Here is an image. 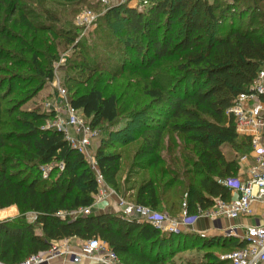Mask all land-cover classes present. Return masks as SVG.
<instances>
[{"label":"trees","instance_id":"16d2710c","mask_svg":"<svg viewBox=\"0 0 264 264\" xmlns=\"http://www.w3.org/2000/svg\"><path fill=\"white\" fill-rule=\"evenodd\" d=\"M86 1L52 0V3L57 9H64ZM246 2L241 8V0L223 3L220 0H153L145 10L127 4L107 10L109 19L123 22L126 32L119 36L128 37L123 45L140 58L132 67V74L137 76L142 93L150 99L140 112L148 121L143 129L144 144L136 158H148L147 165L154 164L152 158L158 153L169 124L173 131L187 135L198 155L193 162L194 169L185 168L183 172L186 177L193 174L186 187L191 214L199 206L204 210L211 208L215 197L229 200L231 191L218 180L235 177L240 170L239 163L229 160L222 149L223 145L235 144L241 138L228 110L239 95L250 92L264 61V0ZM40 7L41 0H0V18L2 11L7 10L10 13L7 23L26 30L24 35L7 29L0 34L6 45L17 41L22 49V55L15 61L11 50L1 46L0 60L16 67L24 66L29 63L26 58L29 55L38 75L52 81L53 67L46 66L42 53L32 44L37 40L33 38L30 42L28 34L52 33L70 43L75 36H71L72 31L57 26L61 21L57 10L45 11ZM43 16L51 24L45 23ZM108 49L118 50L122 60L129 59L119 43L114 47L109 43ZM59 58L58 54L53 56L54 60ZM78 60L81 79H85L75 86L71 106L91 120L92 129L105 122L115 123L130 108L131 102L126 106L121 104L119 94L106 83L107 75L112 71V79H116L127 69L116 61L109 69L107 62L113 61L109 57L94 66L85 53ZM0 72L7 75L0 79V210L14 205L19 209L18 217L0 220L1 262L23 263L48 252L56 242L73 237L107 242L123 264H130L128 258L131 263L178 264L174 259L184 249H206L204 260L199 264H225L230 261H212L216 257L214 249L233 251L247 244L246 240L221 235L193 232L165 235L152 223L131 220L111 208L82 213L93 206L99 192L96 173L85 155L72 147L64 132L46 127L51 114L39 107L23 108L42 88L43 82L35 90L26 91L24 98L9 102L5 100L20 83L31 85L34 79L8 68H0ZM5 85L8 88L2 92ZM128 131L130 126L120 129L96 152L100 173L117 191H120L118 176L122 156L107 146L125 143ZM242 137L252 151L251 138ZM180 155L176 156L192 159L189 154L180 152ZM55 161L63 164L64 169L54 167L60 173L52 179L53 168L49 177L44 178L42 166ZM175 183L173 180V186ZM135 202L154 209L160 207L157 182L143 181L136 191ZM6 211H1L0 216ZM29 212L35 215L34 222L28 221ZM75 212L79 213L75 215ZM37 225L41 234L36 232Z\"/></svg>","mask_w":264,"mask_h":264},{"label":"rangeland","instance_id":"374dc122","mask_svg":"<svg viewBox=\"0 0 264 264\" xmlns=\"http://www.w3.org/2000/svg\"><path fill=\"white\" fill-rule=\"evenodd\" d=\"M224 1L225 0H220L221 3ZM226 1L232 2L234 0ZM246 1L247 0H241V8L245 7L247 3ZM41 2L42 7L39 9L44 8L45 11L54 9L59 12L61 21L58 23V25H56L59 28L72 31L71 36H75V39L70 43L65 42L63 38L56 37L52 33H29L28 38L30 39V42L33 41V38L37 40V42H33L32 44L35 48H37L38 51L42 53L41 59L44 61L46 66H49V68L53 67L55 78L52 81L47 79L43 80L38 75V71L34 69L32 63H30L31 57L29 55L26 56L29 63L24 66L22 65L16 67L12 63H7L0 60V68H8L10 71L14 70L19 74L26 75L29 78L34 79V82L31 85L28 83L26 85L20 83L17 86L15 92L12 93L5 101L12 102L13 100L16 101L24 98V93L26 91L35 90L37 86H39V83L43 82L42 88L36 92L34 97L25 103L23 108H41L42 111L52 115L48 121H52L53 118L57 117L58 115L66 117L69 113V109L67 106H65L62 96H60V89H65L68 92L69 99L71 100L73 92L76 89L75 86L85 79H81L80 68H78L76 65V60L78 58L80 60V54L85 53L89 63L93 66L101 62L105 57H109L113 60L111 62H107V65L109 66L108 68L110 69L113 62L116 61L117 64L126 68L127 70H123L124 72L121 74V76L116 79H112V71L108 72L106 83L109 84V88L111 90H115L119 94L122 99L121 104H125L126 106L128 101L131 103L130 108L125 113H121L115 123L111 124L105 122L101 126L95 129L93 128V130L96 132V135L91 138V146L89 147L88 153L85 154V157L96 175L98 167H94L93 164L94 161L96 162L97 148L103 144L104 141H107L109 137H115L116 132H118L120 129H123L125 126H130L131 131H128V138L126 139L125 143L122 142L120 145L116 144L114 146H107L108 150L120 153L122 156L121 170L118 176L120 182V191L115 190L109 185L110 191L108 190L109 193H105V190L99 187V193L96 195L95 203L89 212H93V210L96 208V203L102 199L105 194H109L110 201L115 205L118 214L123 215V206L119 203L120 200H123L126 203H136L135 196L138 187L143 181L152 179L157 182V187L159 188V195L161 198L160 207L155 210L165 214L169 221L173 219L174 216L182 214L185 209L184 203L188 201L186 188L187 183L190 182L193 177V174H188L186 177L183 172L185 168H187V170H190L191 168L194 169L193 162L196 160V158H198V155L194 151L193 142L188 139L187 135L173 131V129L170 128L171 124H169L164 131L159 151L152 158L154 164L148 166L146 163L148 158L142 160H138L136 158L138 150L144 144L145 135H143V129L146 126V122L148 121V118L142 116L140 112H142V109L150 103V99L142 93V86L137 83V76H133L132 74L131 69L133 66H136V63L140 61V58L137 55H134L133 50L125 48L123 45L126 38H128L127 35L126 37L119 36V34L125 35L126 32L123 22H117L113 18L109 19L107 14L109 6L102 5L97 2V0H87L80 6H70L64 9H57L56 7L58 6H55L52 3V0H41ZM34 7L37 8L36 6ZM83 10L93 11L96 14V20L91 24L78 23L77 16ZM8 14L10 13L7 10L2 11V18H0V34H4L7 30H10L14 32V34L24 35L26 33L24 28H17L16 26L13 27L14 25L12 23H7L6 17ZM42 18L45 23L47 22L48 24H51L46 16H43ZM109 43H112L113 47L119 43L121 45V49L127 51L129 59L122 60L119 56L118 50H109ZM1 46L4 47V49L11 50L14 56L13 60L15 61H18L17 56L22 55L21 46L17 43V41L14 44L12 43L10 45H6L5 42L0 39V47ZM57 54L60 58L59 60H54L53 56ZM6 76V73L0 72V79H3ZM7 88L8 86L5 85L2 92H4ZM78 116L87 125H90L91 120L86 118L83 112H79ZM242 136L243 135H241V138L237 140V143L225 144L222 146L226 157L229 160L239 163L240 170L238 171L237 175L243 174L246 171V168L255 162V159L252 156L253 151H250V146ZM180 152L189 154L192 159H179L180 157L178 156H181ZM245 158L248 160H245ZM60 164V162L55 161L45 166L53 169L54 167H60ZM55 168L53 169L54 172L51 175L52 179H54L60 173V169L58 170ZM173 180L176 181L174 186ZM163 188H165L164 195H162ZM10 212L11 210L6 211L5 213ZM18 215L19 213L15 214V216L11 218H16ZM27 219L30 222H34L35 219L32 212L27 214ZM36 227V232L41 234L42 230L40 225H37ZM162 233L165 235L169 234V232L163 231ZM85 241H59L56 242L55 245L58 247L60 246V248L61 246H68L72 250H79ZM203 250L204 251L189 249V251H187L184 249L182 251L183 253L181 252L175 257L174 261L178 264H199V262L204 260L203 256L206 249ZM214 250L216 257H214L212 261L216 262L217 260H222L221 256L229 254L232 249L220 250L216 248ZM53 251L54 249L52 251L50 250L49 252L42 253L41 256L47 259L49 254L53 253ZM57 258L59 257L51 258L50 262H55ZM59 259H62L63 262H67L68 260L67 256H63ZM130 260L131 259L128 258L130 264H140L133 262L131 263ZM225 264H230V262H226Z\"/></svg>","mask_w":264,"mask_h":264},{"label":"built area","instance_id":"2783aa9c","mask_svg":"<svg viewBox=\"0 0 264 264\" xmlns=\"http://www.w3.org/2000/svg\"><path fill=\"white\" fill-rule=\"evenodd\" d=\"M152 1L97 0L100 4L109 6V8L127 4L139 10L149 8L152 5ZM77 19L80 24H91L96 20V14L91 10H83L77 16ZM60 96H62L65 106L68 107L69 113L66 117L58 115L52 121H48L46 127L64 132L72 147L85 155L91 146V138L96 135V132L78 116L81 111L75 110L71 106V100L65 89H60ZM262 96H264V61L261 63L257 78L250 92L239 95L228 110L229 114L234 118L237 133L251 138L252 156L255 159V162L249 165L243 174L218 180L219 183L231 191L229 200L219 196L215 197L214 205L211 208L204 210L199 206L198 211L193 214L188 212V203L185 202L184 212L170 221L165 214L151 207L137 203H126L120 200L119 203L123 206V216L139 222L152 223L161 231L169 233H180L183 227L192 226L205 216L214 222L223 218L235 219L254 216V203L258 202L264 205V100ZM245 160L248 159L245 158ZM93 166L97 167L95 161ZM60 169H64L63 164H60ZM51 170L52 168L45 165L42 166L43 177L48 178ZM96 178L99 187L105 190V193H109L108 190L110 191V189H108L98 168ZM111 207L110 196L105 194L96 203V208L93 212L105 211ZM91 208L92 206L84 209L82 213H90ZM78 213L75 212L74 214L77 215ZM241 227L245 228V233L240 235V239L246 240L247 244L221 256V259L230 261V264H264V212L260 219L251 224L241 225ZM239 228V226L226 228L227 230L224 231V234L225 236L237 235ZM53 249V253L49 254L47 259L39 254L30 257L25 261L26 263L20 264H50L51 258H61L63 256H67L69 264H122L117 253L111 249L107 242L101 241L99 238L86 240L79 250H72L68 246H61L60 248V246L58 247L55 244L50 250L52 251ZM0 264L6 263L0 261Z\"/></svg>","mask_w":264,"mask_h":264},{"label":"crops","instance_id":"0c3cea01","mask_svg":"<svg viewBox=\"0 0 264 264\" xmlns=\"http://www.w3.org/2000/svg\"><path fill=\"white\" fill-rule=\"evenodd\" d=\"M107 186L109 189L110 186L109 185H107ZM111 205H112L111 208L115 209V205L112 203H111ZM253 209H254L255 214L252 217H239V218H235V219L223 218L217 222H214L210 218L205 216V217L199 219L198 221H196L192 226L183 227L181 232H186V233L193 232V233L201 234V235H205V236H215V235L225 236L224 231L227 230L226 228H231L233 226L234 227L239 226L240 228L238 229L237 235L227 236V237H234V238L240 239V237H241L240 235H243L245 233V228H242L241 225L251 224V223L255 222L256 220L260 219L262 213L264 212V205L261 203L255 202L253 205ZM5 210H8V211L11 210V212L5 213L4 215L0 216V220L14 217L15 214L19 213V209L16 205L2 209V210H0V212L5 211ZM179 216H180V214L174 216L173 218H176ZM67 240H74V241L80 240L81 241L83 239L78 238V237H73V238L64 239L61 241H67ZM55 262H53V263L54 264H65V263L69 264L68 260H67V262L66 261L63 262L62 259H59V258H57ZM53 263H51V264H53Z\"/></svg>","mask_w":264,"mask_h":264},{"label":"water","instance_id":"95a60500","mask_svg":"<svg viewBox=\"0 0 264 264\" xmlns=\"http://www.w3.org/2000/svg\"><path fill=\"white\" fill-rule=\"evenodd\" d=\"M111 209H113V208H111ZM115 210V209H114Z\"/></svg>","mask_w":264,"mask_h":264}]
</instances>
